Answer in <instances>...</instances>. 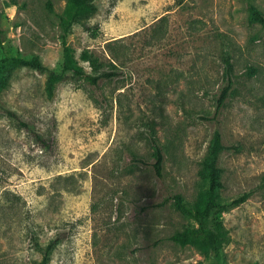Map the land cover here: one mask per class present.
Returning a JSON list of instances; mask_svg holds the SVG:
<instances>
[{
    "label": "rangeland",
    "instance_id": "1",
    "mask_svg": "<svg viewBox=\"0 0 264 264\" xmlns=\"http://www.w3.org/2000/svg\"><path fill=\"white\" fill-rule=\"evenodd\" d=\"M65 5L0 0V59L38 57L59 71ZM94 5L67 44L87 73L84 50L117 76L96 86L64 77L48 94L45 74L20 68L0 95V264H40L52 242L49 264H209L170 237L196 226L174 197L198 202L216 129L226 147L219 199L249 193L221 213L223 264H264V26L250 21V7L264 15V0ZM152 137L162 178L151 166Z\"/></svg>",
    "mask_w": 264,
    "mask_h": 264
},
{
    "label": "trees",
    "instance_id": "2",
    "mask_svg": "<svg viewBox=\"0 0 264 264\" xmlns=\"http://www.w3.org/2000/svg\"><path fill=\"white\" fill-rule=\"evenodd\" d=\"M96 11L94 0H66L64 16L61 19V46H62V62L59 71L52 70L45 66L38 57L32 59H24L21 57H5L0 59V95L10 83L15 70L20 68H28L46 76V90L48 94H52L55 84L64 77H70L73 80L85 79L93 85H97L102 79H110L119 73L116 70L106 69L105 64L93 53L84 50L80 54V58L87 62L90 67V73L79 66L74 58L72 48L67 44V38L72 33L73 26L76 24H84ZM250 21L259 23L264 26V15L253 7H250ZM1 24H0V42H1ZM114 60V55L112 57ZM226 64V75L230 74L232 65L230 59H224ZM111 66H114L110 63ZM232 81L228 78L216 100L215 113L216 117L220 109L225 104L230 94ZM1 106V104H0ZM14 118L15 115L10 113ZM21 126L28 129L23 121H18ZM32 133L43 144L39 135L34 131ZM153 146V161L151 166L157 178L163 176L164 154L161 146L156 139H151ZM226 147L222 143V135L216 129L209 142L207 153L201 163L198 172L205 188L199 195L198 202L190 206L180 196L174 197V205L181 214L194 221L196 226L186 227L178 230L170 237L171 241L180 245H191L195 247L199 253L208 261L209 264H223L224 247L229 242L227 229L224 227L221 219V213L235 206L244 203L249 197V193H244L230 201H221L219 199V190L222 187L221 172L218 168V158L220 153ZM56 243L52 242L44 249L40 264H49L51 252Z\"/></svg>",
    "mask_w": 264,
    "mask_h": 264
}]
</instances>
